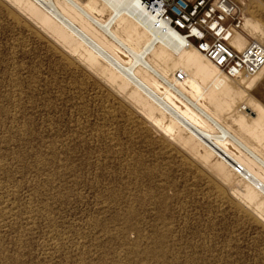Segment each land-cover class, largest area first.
Masks as SVG:
<instances>
[{
  "label": "rangeland",
  "instance_id": "rangeland-1",
  "mask_svg": "<svg viewBox=\"0 0 264 264\" xmlns=\"http://www.w3.org/2000/svg\"><path fill=\"white\" fill-rule=\"evenodd\" d=\"M235 1L264 23V0ZM0 16V264H264L260 225L138 114ZM250 93L264 104V77Z\"/></svg>",
  "mask_w": 264,
  "mask_h": 264
},
{
  "label": "bare ground",
  "instance_id": "bare-ground-1",
  "mask_svg": "<svg viewBox=\"0 0 264 264\" xmlns=\"http://www.w3.org/2000/svg\"><path fill=\"white\" fill-rule=\"evenodd\" d=\"M0 11L16 28L47 41L60 64L93 79L120 107L160 132L242 218L264 230V104L250 93L264 77V67L252 76L230 77L195 44L187 45L182 34L160 17L156 4L146 6L141 0H0ZM242 13V28L231 39L232 45L243 50L251 39L264 45V23L250 22Z\"/></svg>",
  "mask_w": 264,
  "mask_h": 264
},
{
  "label": "built area",
  "instance_id": "built-area-1",
  "mask_svg": "<svg viewBox=\"0 0 264 264\" xmlns=\"http://www.w3.org/2000/svg\"><path fill=\"white\" fill-rule=\"evenodd\" d=\"M156 4L160 17L177 29L187 42L233 78L252 76L264 67V45L251 39L236 49L231 39L243 24L241 5L235 0H141ZM183 78L182 74L178 75Z\"/></svg>",
  "mask_w": 264,
  "mask_h": 264
}]
</instances>
